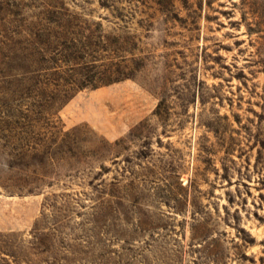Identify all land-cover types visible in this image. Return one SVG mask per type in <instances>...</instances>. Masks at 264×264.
I'll list each match as a JSON object with an SVG mask.
<instances>
[{
  "label": "rangeland",
  "instance_id": "1",
  "mask_svg": "<svg viewBox=\"0 0 264 264\" xmlns=\"http://www.w3.org/2000/svg\"><path fill=\"white\" fill-rule=\"evenodd\" d=\"M0 264H264V0H0Z\"/></svg>",
  "mask_w": 264,
  "mask_h": 264
},
{
  "label": "trees",
  "instance_id": "2",
  "mask_svg": "<svg viewBox=\"0 0 264 264\" xmlns=\"http://www.w3.org/2000/svg\"><path fill=\"white\" fill-rule=\"evenodd\" d=\"M79 70L80 69H74L73 71L75 73L81 74ZM81 75H85V74L82 73ZM128 76H129L128 73L122 72L120 70H116V72H113L111 70L107 72L106 71L99 72L93 76H85L86 78H83V80H81L82 78L80 76V78H77V80L76 79L74 80V81H79L78 83L72 82L71 84H68L70 86L68 87L63 86V88L59 90V94L62 97L60 102H64L69 97L70 91H75V90L85 88V87L96 88L99 85L109 84L111 82L121 80Z\"/></svg>",
  "mask_w": 264,
  "mask_h": 264
}]
</instances>
